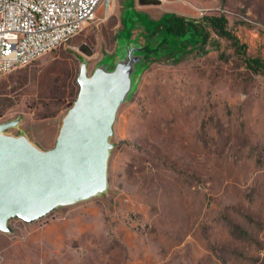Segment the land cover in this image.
Returning a JSON list of instances; mask_svg holds the SVG:
<instances>
[{
	"label": "rangeland",
	"instance_id": "374dc122",
	"mask_svg": "<svg viewBox=\"0 0 264 264\" xmlns=\"http://www.w3.org/2000/svg\"><path fill=\"white\" fill-rule=\"evenodd\" d=\"M167 14L224 18L238 43L205 22L204 41L123 71ZM247 58L264 63V0H103L70 41L3 75L1 135L39 152L56 146L82 76L122 71L129 90L104 187L10 218L0 264H264V73Z\"/></svg>",
	"mask_w": 264,
	"mask_h": 264
},
{
	"label": "water",
	"instance_id": "95a60500",
	"mask_svg": "<svg viewBox=\"0 0 264 264\" xmlns=\"http://www.w3.org/2000/svg\"><path fill=\"white\" fill-rule=\"evenodd\" d=\"M140 49L128 54L123 71L136 72L141 58L134 53ZM121 72L108 79L104 73L94 79L81 77L78 98L51 150L39 152L24 139L3 137L2 131L10 124L0 125L1 231L10 218L35 220L57 205L88 198L104 187L108 137L129 90V80L119 81Z\"/></svg>",
	"mask_w": 264,
	"mask_h": 264
},
{
	"label": "built area",
	"instance_id": "2783aa9c",
	"mask_svg": "<svg viewBox=\"0 0 264 264\" xmlns=\"http://www.w3.org/2000/svg\"><path fill=\"white\" fill-rule=\"evenodd\" d=\"M103 0H0V78L70 41Z\"/></svg>",
	"mask_w": 264,
	"mask_h": 264
},
{
	"label": "trees",
	"instance_id": "16d2710c",
	"mask_svg": "<svg viewBox=\"0 0 264 264\" xmlns=\"http://www.w3.org/2000/svg\"><path fill=\"white\" fill-rule=\"evenodd\" d=\"M205 22L219 36L233 38L226 29L224 18L206 17L201 21H192L175 14H167L157 22L147 23V42L134 56L141 58L136 68L144 67V62L154 55L168 56L182 51L191 42L204 41L207 38ZM137 21L133 23L136 24ZM237 41L236 38H233ZM246 64L255 72L264 73V63L258 59L247 58Z\"/></svg>",
	"mask_w": 264,
	"mask_h": 264
}]
</instances>
